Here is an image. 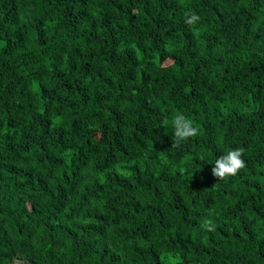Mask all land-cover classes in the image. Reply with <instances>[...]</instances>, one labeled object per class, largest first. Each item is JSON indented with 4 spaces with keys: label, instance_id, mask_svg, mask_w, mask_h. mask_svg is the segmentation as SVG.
<instances>
[{
    "label": "trees",
    "instance_id": "1",
    "mask_svg": "<svg viewBox=\"0 0 264 264\" xmlns=\"http://www.w3.org/2000/svg\"><path fill=\"white\" fill-rule=\"evenodd\" d=\"M0 264H264V0H0Z\"/></svg>",
    "mask_w": 264,
    "mask_h": 264
},
{
    "label": "clouds",
    "instance_id": "2",
    "mask_svg": "<svg viewBox=\"0 0 264 264\" xmlns=\"http://www.w3.org/2000/svg\"><path fill=\"white\" fill-rule=\"evenodd\" d=\"M186 16L185 23L190 26L200 20V17L195 13L186 14ZM171 125L173 128L172 147H179L182 142H186L189 138L196 137L199 134L198 127L194 126L193 121L182 113H178L173 117ZM244 151V148L241 147L230 149L226 154L221 155L214 162V167L211 169L212 175L221 180L237 175L241 169L246 167V163L242 158ZM201 228L208 232H214L216 225L211 220H204Z\"/></svg>",
    "mask_w": 264,
    "mask_h": 264
},
{
    "label": "water",
    "instance_id": "3",
    "mask_svg": "<svg viewBox=\"0 0 264 264\" xmlns=\"http://www.w3.org/2000/svg\"><path fill=\"white\" fill-rule=\"evenodd\" d=\"M14 261H15V260H14ZM14 261H13V262H14Z\"/></svg>",
    "mask_w": 264,
    "mask_h": 264
}]
</instances>
